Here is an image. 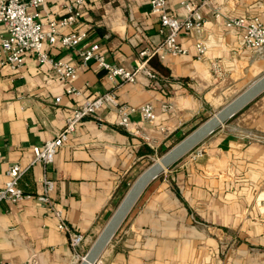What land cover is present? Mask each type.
<instances>
[{"label":"crops","instance_id":"1","mask_svg":"<svg viewBox=\"0 0 264 264\" xmlns=\"http://www.w3.org/2000/svg\"><path fill=\"white\" fill-rule=\"evenodd\" d=\"M186 1L199 5L203 0H167L169 11L186 18ZM66 3L46 0L40 7L45 30L50 19L66 15ZM201 13L199 29L178 35L188 55L149 57L135 82H116L98 66H83L79 50L97 42L108 62L135 70L140 51L165 38L160 14L151 11L150 0H86L76 26L62 28L47 47L52 57L78 67L72 84L81 95L67 94L69 84L32 53L20 72L0 61V188L12 164L27 169L20 180L27 193L42 191L43 174L54 180L58 207L85 235L82 256L147 160L178 143L264 74V50L244 47V28L225 25L228 17L258 16L264 22V0H207ZM72 29L89 33L75 49L61 43ZM199 40L207 46L202 59L195 56ZM214 62L220 75L211 68ZM108 91L136 108L129 128L119 125L114 107L103 106L79 121L51 164L33 163L34 146L54 138L85 100ZM147 103L156 112L152 123L139 111ZM135 129L151 144L134 135ZM198 145L193 149H202L201 156L180 158L146 187L95 264H264V92ZM80 260L56 220L35 200L0 203V262Z\"/></svg>","mask_w":264,"mask_h":264},{"label":"built area","instance_id":"2","mask_svg":"<svg viewBox=\"0 0 264 264\" xmlns=\"http://www.w3.org/2000/svg\"><path fill=\"white\" fill-rule=\"evenodd\" d=\"M86 0H67L66 15L61 18H52L48 21V30L44 29L45 23L40 19V7L46 0H0V61L3 64H9L12 70L20 72L25 66V57L32 53L37 60L42 63H49L57 77L69 86L65 90L67 94L81 95V91L72 84L78 75V67L66 61L56 59L50 55L48 45L57 40V36L62 28H74L79 22L81 8ZM207 0L201 4L195 5L191 2H182L187 9L186 18H178L169 11L167 0H150V9L154 13L160 14V31L165 34L163 42L153 49L145 48L140 51L142 58L140 66L135 70H128L124 67L114 65L106 60L99 51V44L93 42L88 44L85 49L79 50L81 64L85 67L95 65L104 69L107 76L113 81L135 82L137 73L140 70H146L149 57L158 56L160 59L170 54L172 56L188 55L189 50L183 47L178 41V35L181 31H193L199 29L204 16L201 13V7ZM215 18L221 17L219 9L215 10ZM225 25L228 28L242 27V44L244 47L256 52L264 50V22L256 16L247 20L245 17H228L225 19ZM3 28V29H2ZM5 31V33L3 32ZM88 31L85 29H72L68 34L61 36V43L67 48H77L84 40L88 38ZM196 57L202 59L207 52V46L203 41H197L195 44ZM214 73L220 75L221 68L217 62L211 64ZM61 101V96L56 98V102ZM103 106L114 107L120 117L119 125L129 128L132 124L130 115L136 108L121 103L114 91H108L96 96L95 98L85 100L68 118L66 126L56 134L54 138L46 140L43 144L34 146L35 158L33 163H40L44 167L51 164L58 150L67 142L70 134L74 132L77 124L83 118L94 116L99 108ZM164 110L167 106H163ZM143 120L149 123L156 119V112L151 103L144 104L139 108ZM134 135L140 136L143 141L151 144L148 135L141 133L139 129L133 131ZM191 158H196L203 154L202 149L190 153ZM26 168L19 164H12L7 170L9 180L4 187L0 188V203L9 201L18 203L25 199L35 200L47 214L51 215L57 223L58 229L64 233L74 254L80 259V248L85 243V235L76 231L70 226L63 215V210L58 207L54 191L56 182L49 179L45 174L40 178L42 191L37 194L25 192L20 185V180ZM0 264H12L10 262H0ZM25 264H34L29 262Z\"/></svg>","mask_w":264,"mask_h":264},{"label":"water","instance_id":"3","mask_svg":"<svg viewBox=\"0 0 264 264\" xmlns=\"http://www.w3.org/2000/svg\"><path fill=\"white\" fill-rule=\"evenodd\" d=\"M264 92V74L252 82L219 111L214 113L196 129L160 157V160L148 166L131 185L118 207L87 251L79 264H95L112 240L146 187L164 170L186 155L217 128L235 116L240 110Z\"/></svg>","mask_w":264,"mask_h":264},{"label":"rangeland","instance_id":"4","mask_svg":"<svg viewBox=\"0 0 264 264\" xmlns=\"http://www.w3.org/2000/svg\"><path fill=\"white\" fill-rule=\"evenodd\" d=\"M186 136H187V135H186ZM176 144H177V143H176ZM176 144H174V145H176ZM174 145H173V146H174ZM198 147H199V145L195 146L194 149H196V148H198ZM167 148H168V147H167ZM170 148H171V147H170ZM170 148H169V149H170ZM165 149H166V148H165ZM194 149L190 150V151H189L186 155H184L182 158H186L187 156H189V154H190L191 152H193ZM163 151H164V150H159L157 155H154L153 157L149 158V159L147 160V162H146L144 168L142 169V171H144V169H146L148 166H150L153 162L157 161V160H158V159H159V158L165 153V152L163 153ZM161 153H162V154H161ZM142 171H141V172H142ZM139 175H140V174H139ZM139 175H138V176H139ZM138 176H137V177H138ZM137 177H136V178H137ZM136 178L130 183L129 188H130L131 185L134 183V181L136 180ZM129 188H128V190H129ZM128 190H127V191H128ZM126 193H127V192H126ZM84 256H85V255H84ZM80 262H81V260H80ZM80 262H79V263H80Z\"/></svg>","mask_w":264,"mask_h":264},{"label":"trees","instance_id":"5","mask_svg":"<svg viewBox=\"0 0 264 264\" xmlns=\"http://www.w3.org/2000/svg\"><path fill=\"white\" fill-rule=\"evenodd\" d=\"M150 59H151V58H150ZM197 127H198V126H197ZM197 127H196V128H197ZM196 128H195V129H196ZM182 139H183V138H182ZM182 139H181V140H182ZM181 140H180V141H181ZM170 147L172 148L173 146H170ZM170 147H168V148H166V149H163V150H164L163 153H164V152L166 153V152L169 150ZM171 148H170V149H171ZM165 153H164V154H165ZM161 154H162V153H161Z\"/></svg>","mask_w":264,"mask_h":264},{"label":"bare ground","instance_id":"6","mask_svg":"<svg viewBox=\"0 0 264 264\" xmlns=\"http://www.w3.org/2000/svg\"><path fill=\"white\" fill-rule=\"evenodd\" d=\"M158 160H160V158H159ZM158 160H157V161H158Z\"/></svg>","mask_w":264,"mask_h":264}]
</instances>
